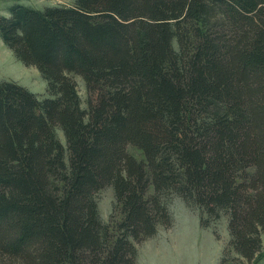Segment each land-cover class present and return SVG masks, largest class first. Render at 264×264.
<instances>
[{"label":"trees","instance_id":"trees-1","mask_svg":"<svg viewBox=\"0 0 264 264\" xmlns=\"http://www.w3.org/2000/svg\"><path fill=\"white\" fill-rule=\"evenodd\" d=\"M10 9L0 38L52 96L0 79V264H137V243L172 224L174 193L205 227L226 216L228 250L252 261L264 230V0ZM225 249L220 264H232Z\"/></svg>","mask_w":264,"mask_h":264},{"label":"rangeland","instance_id":"rangeland-1","mask_svg":"<svg viewBox=\"0 0 264 264\" xmlns=\"http://www.w3.org/2000/svg\"><path fill=\"white\" fill-rule=\"evenodd\" d=\"M18 3L43 8L48 5H71L73 0H0V15L8 16L10 7ZM173 45L178 48L176 41ZM73 77L77 83L81 105L86 107L87 91L84 81L79 75L73 74ZM0 79L16 81L40 98L52 96L46 79L38 69L16 58L1 38ZM56 132L59 139L64 142L62 131L57 128ZM128 148L140 156L135 147ZM96 199L100 217L107 222L112 214L115 199L112 186L106 185L98 191ZM169 208L172 224L169 227L159 226L154 236L137 243V264H220V257L225 248L226 258L232 264H264V230L261 232L262 245L259 253L252 261H247L237 257L234 251L228 250L230 248L226 216L205 227L200 224L198 209L188 205L179 193L172 195Z\"/></svg>","mask_w":264,"mask_h":264}]
</instances>
